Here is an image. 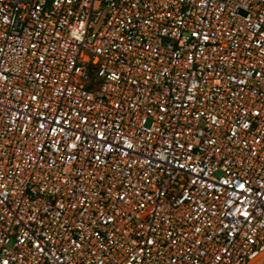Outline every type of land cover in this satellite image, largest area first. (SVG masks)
Wrapping results in <instances>:
<instances>
[{"label": "built area", "instance_id": "built-area-1", "mask_svg": "<svg viewBox=\"0 0 264 264\" xmlns=\"http://www.w3.org/2000/svg\"><path fill=\"white\" fill-rule=\"evenodd\" d=\"M264 259V0H0V264Z\"/></svg>", "mask_w": 264, "mask_h": 264}, {"label": "rangeland", "instance_id": "rangeland-1", "mask_svg": "<svg viewBox=\"0 0 264 264\" xmlns=\"http://www.w3.org/2000/svg\"><path fill=\"white\" fill-rule=\"evenodd\" d=\"M256 264H264V259L261 260L260 262L256 263Z\"/></svg>", "mask_w": 264, "mask_h": 264}]
</instances>
